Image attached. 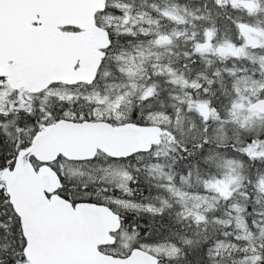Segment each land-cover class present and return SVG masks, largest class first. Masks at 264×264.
<instances>
[{"label": "snow or ice", "instance_id": "obj_1", "mask_svg": "<svg viewBox=\"0 0 264 264\" xmlns=\"http://www.w3.org/2000/svg\"><path fill=\"white\" fill-rule=\"evenodd\" d=\"M0 264H264V0H0Z\"/></svg>", "mask_w": 264, "mask_h": 264}]
</instances>
